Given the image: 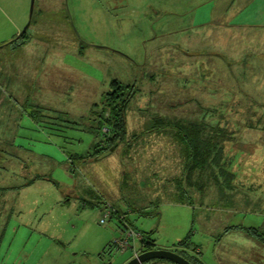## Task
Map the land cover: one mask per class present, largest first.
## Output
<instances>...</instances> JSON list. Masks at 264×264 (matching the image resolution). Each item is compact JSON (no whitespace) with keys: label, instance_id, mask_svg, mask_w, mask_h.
<instances>
[{"label":"rangeland","instance_id":"rangeland-1","mask_svg":"<svg viewBox=\"0 0 264 264\" xmlns=\"http://www.w3.org/2000/svg\"><path fill=\"white\" fill-rule=\"evenodd\" d=\"M228 2L34 0L30 18L31 0H0V264L127 262L131 247L109 246L121 222H99L113 202L155 248L180 253L187 238L192 253L213 243L255 250L243 233L259 228L264 237V59L253 53L264 31L200 24L227 21ZM112 80L138 89L126 140L143 136L124 159V178L118 150L77 159L95 142ZM161 123L206 128L224 149L230 141L236 177L204 165L184 181L182 146L169 129L149 131ZM177 179L189 193L182 202L169 199ZM231 226L241 230L226 232ZM160 262L176 264H144Z\"/></svg>","mask_w":264,"mask_h":264},{"label":"trees","instance_id":"trees-1","mask_svg":"<svg viewBox=\"0 0 264 264\" xmlns=\"http://www.w3.org/2000/svg\"><path fill=\"white\" fill-rule=\"evenodd\" d=\"M23 34L19 35L11 42L17 40L23 36ZM134 88L135 87L131 85H124L117 80L111 81L109 89L102 95L100 101L101 112L99 113L98 122L95 127L91 128V131H93L95 135V142L91 145L87 156H78V158L76 157L77 159H95L97 155L114 146L113 152L115 150L119 151V158L123 164V173L121 176L124 178V176L128 174L125 173L128 167L127 164L124 163V159L129 156L130 150L139 144V140L143 136L141 134H136L133 135L130 140H126L127 106L130 100L134 97L136 91H138L137 88ZM160 120H162L160 116L155 117L156 122ZM104 127L108 129L105 133L102 132ZM185 127L186 126L184 125L179 127L169 123H161L149 130L152 133L158 129H163L165 131H168L169 129V135L172 134L171 136L176 139L179 145L182 146L180 152L186 161L183 167V173H186L187 175V178H183V180L187 179L189 181L192 177L193 171L200 169L204 165H207V167L219 168V170L223 172V174H226L229 179L236 177V173H233L234 170L232 161L235 158L237 151L233 150V145L230 141L226 144V149H224L218 140H215L212 135L208 134L206 128H204L205 130L199 134V128H196L195 126ZM212 130L219 131L221 129L219 127H212ZM222 156H224V158H222ZM176 183L177 191L176 193H168L169 199H175L174 201L182 202V197L184 195H189V193L185 190L186 188L184 187L183 182H180V180L177 179ZM175 194H177L178 198L174 196ZM109 204L112 205L116 212L123 210V208L116 202ZM127 207L129 212L134 211L129 206ZM236 228L240 227L231 226L226 228L225 231L227 232L228 230ZM245 232L247 235L264 245V237L262 236V231H260L259 228L247 227L245 228ZM141 234L142 242L144 244L143 250L154 249V241H151L149 237H147V234ZM111 244L112 241L109 243V246H111ZM188 244L189 239L185 238L180 241L178 245L180 247H187ZM180 253H182V251ZM192 263L199 264L195 261H192Z\"/></svg>","mask_w":264,"mask_h":264},{"label":"crops","instance_id":"crops-1","mask_svg":"<svg viewBox=\"0 0 264 264\" xmlns=\"http://www.w3.org/2000/svg\"><path fill=\"white\" fill-rule=\"evenodd\" d=\"M232 1L235 2V6H234L233 10H227V11H225V13H223L225 17L228 15L229 12L232 13V16L227 21H225L221 16H219V17L214 16L213 19L202 22L200 24H208V25H210L209 27L213 26V27H216V29L222 28L223 26H232V27L241 28V30L242 29L248 30L250 28V26H252V27H254L251 30L252 32H259L260 33L261 31H264V6H261V7L258 6L259 4L255 3L254 0H230V2H228L230 8L232 5H234L232 3ZM262 2L264 5V0H262ZM256 12H259V14L257 16V20L255 22H253L254 20L250 21L248 14L255 15ZM249 21L252 22V25L249 24L250 23ZM236 23H242V24H236ZM195 25L196 24L192 25L191 27H189V29L196 28ZM247 26H249V27H247ZM259 37H261L260 41L257 40L255 43L257 44L258 47H260L261 51L256 49V51H254L253 53H254V56H258L260 59H264V35L261 34V36H259ZM237 48H238V50H237V52H234V54L242 56L241 54H243V53L241 52V50L243 51V48H244L242 43H239ZM195 53L198 54V52H190L189 54L195 55ZM248 55H251V52L247 54V57H248ZM245 56H243V57H245ZM175 59L178 60L176 57H175ZM12 189H14V188H12ZM8 203H9L10 208L14 209L15 203L14 204L13 203L11 204V202H8ZM236 230L240 231L241 229L236 228ZM243 234L245 235V238L247 236V238H246L247 241H245V242H247V244H249L250 247L252 249H255V250L249 249L250 252L247 250L242 251L236 247H235V249H226L225 247H224V249H217V245H215V243H213L214 246L211 248V250H209L208 254H206V252L201 253V249L196 251L197 253H195V252L192 253L191 251H188L189 249L187 247H180V249L182 251V253H180V254L182 256H184L185 258H187L188 260H190L191 262L195 261L199 264H255V262H257V263L261 262V264H264V252H263V250H260L261 248H259V249L257 248L258 249L257 250L255 247H252V246H254L255 243H259V244H261V243L258 242L257 240H255L254 238L250 237L249 235H247L246 232H244ZM252 242H254V243H252ZM154 245H156L155 242H154ZM110 248H111V246H110ZM154 248H155V246H154ZM196 254H199V255H196ZM258 258H259V260H258ZM251 261H254V262H251ZM124 263H126V260L121 262L120 264H124ZM159 264H165V263L160 262Z\"/></svg>","mask_w":264,"mask_h":264},{"label":"built area","instance_id":"built-area-1","mask_svg":"<svg viewBox=\"0 0 264 264\" xmlns=\"http://www.w3.org/2000/svg\"><path fill=\"white\" fill-rule=\"evenodd\" d=\"M107 128H103L102 132H107ZM106 211L104 212L103 216L99 219L101 224L106 222L107 218H111L113 215L121 222V226L118 227V235L117 237L112 240V248L117 251L124 252L129 247L133 249V255L130 257L137 256L140 252L143 251V242H142V234L141 232L136 231L131 225L126 221L127 214L124 210H119L118 212L110 205L109 203L106 204ZM136 241H139L140 246L136 249ZM144 264V263H143Z\"/></svg>","mask_w":264,"mask_h":264},{"label":"water","instance_id":"water-1","mask_svg":"<svg viewBox=\"0 0 264 264\" xmlns=\"http://www.w3.org/2000/svg\"><path fill=\"white\" fill-rule=\"evenodd\" d=\"M33 6H34V0H31V5H30V18L32 15L33 11ZM30 20L28 23L25 25L23 30L20 32L19 35L23 34L27 28L29 27ZM114 150V146L111 148L103 151L99 155L96 156L97 159L103 158L109 154H111ZM167 259L170 261H173L176 264H194L184 256H182L180 253L172 250H167V249H161V248H154V249H148V250H143L140 252L137 256L132 257L129 259L126 263L124 264H143L145 261L151 260V259Z\"/></svg>","mask_w":264,"mask_h":264}]
</instances>
